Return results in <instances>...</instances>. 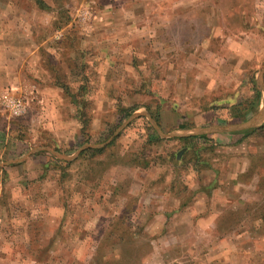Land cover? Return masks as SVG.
<instances>
[{"label": "rangeland", "instance_id": "1", "mask_svg": "<svg viewBox=\"0 0 264 264\" xmlns=\"http://www.w3.org/2000/svg\"><path fill=\"white\" fill-rule=\"evenodd\" d=\"M260 75L264 0H0V264H264V127L174 139Z\"/></svg>", "mask_w": 264, "mask_h": 264}, {"label": "crops", "instance_id": "2", "mask_svg": "<svg viewBox=\"0 0 264 264\" xmlns=\"http://www.w3.org/2000/svg\"><path fill=\"white\" fill-rule=\"evenodd\" d=\"M256 80V84L260 90V97H259V101H258V107L257 110L251 114L249 117H247L246 119L243 120H238L235 122H230V123H225V124H214V125H210L204 128H196V127H185V128H179V130L181 132H185L187 131V133L184 134H179L182 136H189V135H194V133L196 134H218V133H225V132H239V131H251V130H256L258 131L259 128L264 126V77L263 75H260L259 77H255ZM194 131V132H190V131ZM220 135V134H219ZM259 135H257L255 132L253 134L250 135V137H248V139H258ZM261 150H264V143H263V147ZM260 150V151H261ZM255 154L252 153H246V154H241V157L246 158L248 160H251L252 158H255L254 156ZM242 159V158H241ZM244 171V168L242 170L239 171V174H241ZM238 175V174H237ZM256 179V178H255ZM254 177H252L251 179V184L254 183L255 181ZM236 183H241V186H247L248 182H244V181H237ZM205 185V184H204ZM186 193V192H185ZM166 196V198L164 197ZM160 200V204H157V209H162L164 211H160L157 214L151 216V220L149 221V225H151V223L155 220L158 219L157 217L159 216H163L168 217L169 214H171L172 209L173 211H176L178 208H181V210H184L182 214L177 213V216H184L186 217L187 215H190V212H188L187 209H190V203L184 204L182 202H179V200L177 199V197H174L172 195H162L161 198L158 199V201ZM180 204V206H179ZM178 206V207H177ZM168 210V211H167ZM187 212V213H186ZM173 214H175V212H173ZM180 214V215H179ZM176 215H174L176 217ZM169 218V217H168ZM174 219L173 217L169 218V220Z\"/></svg>", "mask_w": 264, "mask_h": 264}, {"label": "trees", "instance_id": "3", "mask_svg": "<svg viewBox=\"0 0 264 264\" xmlns=\"http://www.w3.org/2000/svg\"><path fill=\"white\" fill-rule=\"evenodd\" d=\"M252 83H253V90H252L253 96H252V99L247 100V102L249 104L247 105V107H243L241 109H238V110L235 111V113H233L234 114L233 116L239 118L240 120H243V119H246L247 117H249L251 114H253L257 110V107H258V101H259V97H260V90H259V88H258L255 80H253ZM83 109L84 108H83V104H82V106L79 108V111H80L81 115L83 113ZM118 111L121 114L122 118H127L134 111V108H132V107L121 108L120 107V108H118ZM81 115H80V117H81ZM153 117L158 122V117H156V116H153ZM211 123L214 124L215 123V120L213 122H211ZM130 124H128V125H130ZM116 127H118V126H116ZM263 127H261V128H263ZM179 128H185V127L184 126L183 127L181 126ZM254 132H256V130L245 131L244 132V136L245 135H248V134L249 135L250 134H253ZM174 139L177 140V141H179V142H182V145L179 148L178 153H177L180 156H184L189 151H191L193 141L195 143H197V146H196L197 148H196V150H194V153L198 156L197 163H204L205 162L204 160H202V158L200 157V153H199L200 150L205 149V146H204V144L198 145L199 144L198 143V140L201 139V140H204V141H208L209 140L208 135L201 134V135L180 136V137H176ZM107 146H105L103 148H88L87 150H82V151L79 152V156L80 155H83L85 153H87V154L89 153L91 155H93V154L94 155H97L99 153H102L101 151H103ZM174 154H175V152H174ZM177 154H175V155H177ZM53 159L55 161L59 162L58 159H56V158H53ZM46 166H47V164H45V167ZM193 166H196L195 163H193ZM191 168L194 169V167H192V166H191ZM188 171H190V169H188Z\"/></svg>", "mask_w": 264, "mask_h": 264}, {"label": "built area", "instance_id": "4", "mask_svg": "<svg viewBox=\"0 0 264 264\" xmlns=\"http://www.w3.org/2000/svg\"><path fill=\"white\" fill-rule=\"evenodd\" d=\"M1 104L6 109L10 116L21 115L27 106V102L22 95L7 92L3 93L1 96Z\"/></svg>", "mask_w": 264, "mask_h": 264}]
</instances>
